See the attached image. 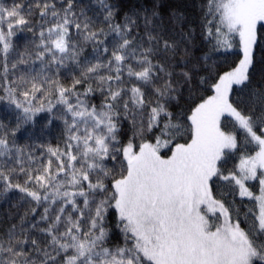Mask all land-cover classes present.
<instances>
[{
	"label": "snow or ice",
	"instance_id": "1",
	"mask_svg": "<svg viewBox=\"0 0 264 264\" xmlns=\"http://www.w3.org/2000/svg\"><path fill=\"white\" fill-rule=\"evenodd\" d=\"M0 264H264V0H0Z\"/></svg>",
	"mask_w": 264,
	"mask_h": 264
},
{
	"label": "trees",
	"instance_id": "2",
	"mask_svg": "<svg viewBox=\"0 0 264 264\" xmlns=\"http://www.w3.org/2000/svg\"><path fill=\"white\" fill-rule=\"evenodd\" d=\"M6 208H7V205L0 206V212H3L4 210H6Z\"/></svg>",
	"mask_w": 264,
	"mask_h": 264
}]
</instances>
